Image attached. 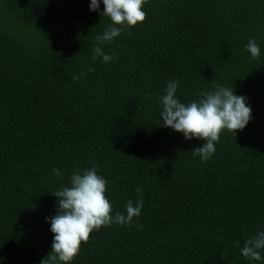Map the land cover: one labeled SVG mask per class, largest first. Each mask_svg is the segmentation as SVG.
<instances>
[{"label":"trees","instance_id":"16d2710c","mask_svg":"<svg viewBox=\"0 0 264 264\" xmlns=\"http://www.w3.org/2000/svg\"><path fill=\"white\" fill-rule=\"evenodd\" d=\"M89 4L0 0V264H41L52 191L93 165L113 212L144 207L131 227L90 235L73 264H248L240 248L264 228V0H147L107 64L91 57L110 20ZM171 79L184 103L215 84L248 98L252 120L208 162L191 153L204 141L159 126Z\"/></svg>","mask_w":264,"mask_h":264},{"label":"clouds","instance_id":"9594fccd","mask_svg":"<svg viewBox=\"0 0 264 264\" xmlns=\"http://www.w3.org/2000/svg\"><path fill=\"white\" fill-rule=\"evenodd\" d=\"M147 0H90L89 9L107 17L110 24L102 34L96 37L92 48V60L110 63L117 59L116 54H108L105 46L118 39L123 31L142 25L147 13L144 10ZM101 4L103 10L101 11ZM249 58L257 60L261 56V48L255 39H250L245 46ZM94 71L93 67L88 68ZM85 73L74 75L79 79ZM179 82L171 79L167 82L162 94L158 97L160 105L159 126L181 133L185 140H202V147L192 150L194 157L201 162H208L216 153V144L224 131L236 135L244 130L253 118L248 98L237 95L232 88L215 84L212 89L201 92L196 100L184 103L177 96ZM151 97H149L150 99ZM53 172L62 175L59 169ZM108 181L99 174V168L73 171L66 184L52 191L57 198L56 214L47 217L53 233L50 254L41 264H73L81 251V245L88 243L90 235L113 224L132 226L134 219L141 216L144 202L129 199L124 211L113 212L108 199ZM137 194L142 188L137 187ZM240 255L248 264L264 262V228H257L252 236L247 237Z\"/></svg>","mask_w":264,"mask_h":264}]
</instances>
